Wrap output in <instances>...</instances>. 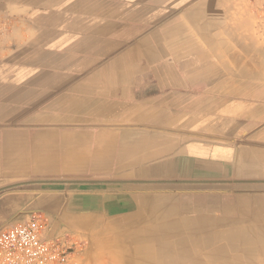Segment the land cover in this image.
<instances>
[{"label":"crops","instance_id":"crops-1","mask_svg":"<svg viewBox=\"0 0 264 264\" xmlns=\"http://www.w3.org/2000/svg\"><path fill=\"white\" fill-rule=\"evenodd\" d=\"M256 7L0 0V224L42 214L78 264H264Z\"/></svg>","mask_w":264,"mask_h":264},{"label":"built area","instance_id":"built-area-1","mask_svg":"<svg viewBox=\"0 0 264 264\" xmlns=\"http://www.w3.org/2000/svg\"><path fill=\"white\" fill-rule=\"evenodd\" d=\"M257 3L258 31L264 40V0ZM47 221L40 213L0 229V264H78L66 237L46 234Z\"/></svg>","mask_w":264,"mask_h":264},{"label":"rangeland","instance_id":"rangeland-1","mask_svg":"<svg viewBox=\"0 0 264 264\" xmlns=\"http://www.w3.org/2000/svg\"><path fill=\"white\" fill-rule=\"evenodd\" d=\"M261 36V39H263V37H262V35H260ZM264 41V40H263ZM63 182L64 181H52V182H46L47 184H43L44 186H42L41 188H43V189H46V190H62L63 189V187L64 188H66V186H62V184H63ZM67 182H69V181H67ZM70 182H73V183H75V181H70ZM62 183V184H61ZM56 184V186H53V185H55ZM60 184V185H59ZM27 184H21V185H18V186H16V187H24V186H26ZM45 185H47V186H45ZM12 186H3V187H0V195H2L5 191H7L9 188H11ZM70 187L71 188H75L76 187V184H72V185H70ZM36 189H41L40 188V186H37V187H35ZM31 214H33V213H31ZM31 214H28L26 217H24L21 221H23V220H25L27 217H29ZM0 217H1V215H0ZM21 221H19V222H21ZM16 223H18V222H16ZM14 224V223H13ZM8 225H10V224H5V225H3V224H0V229L1 228H3V227H5V226H8Z\"/></svg>","mask_w":264,"mask_h":264}]
</instances>
